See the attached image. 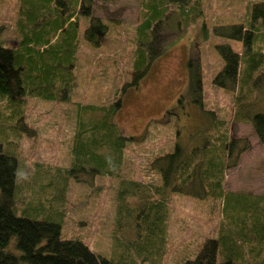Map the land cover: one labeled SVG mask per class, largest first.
<instances>
[{"label": "rangeland", "instance_id": "obj_1", "mask_svg": "<svg viewBox=\"0 0 264 264\" xmlns=\"http://www.w3.org/2000/svg\"><path fill=\"white\" fill-rule=\"evenodd\" d=\"M199 1L200 14L188 24L178 27L177 18L168 17L163 25L159 54L153 55L146 74L135 80L131 67L137 45L136 29L141 20V0H96L92 15L107 25L108 32L95 46L84 36L89 18L79 19L71 98L66 102H53L27 94L24 122L34 133L22 130L17 107H6L9 99L0 95V144L5 153L11 154L18 145L14 215L55 223L60 226L61 239L78 240L113 264H183L197 256L206 239H218L220 235L225 241L220 244L218 262L256 264L251 260L264 264V242L261 232L254 231L258 227H253L264 222V199L256 201V197H264V144L257 141L249 124L232 121L233 115L237 116L234 111L236 90L212 84L223 68L216 46L229 45L241 54L243 42L229 39V28L236 24L250 27L252 7L264 0ZM20 3V0H0V46L12 49L14 45L12 27ZM259 26V32L264 33V23ZM252 52H264L263 34L254 42ZM191 57L198 59L201 66L203 109L191 103L192 94H186L187 62ZM261 66L263 69L254 77L259 78L255 80L256 87L249 93L244 91L245 104L252 102L245 115L264 114V62ZM181 95L184 98L178 104ZM117 99L122 106L114 122L124 137L134 139L124 150L119 178L85 176L81 183L71 178L66 191L61 193L63 198L54 202L49 198L51 190L43 191L47 186L40 189L39 183L32 182L37 172L27 174V171L34 164L68 167L76 125L75 106L109 107ZM202 110L213 111L216 121L231 123L230 137L244 139L249 145V149L240 154L236 167L227 168L224 177L225 191L250 197L239 203L235 211L242 215L244 226L253 228V238L249 239L248 234L245 245L234 243L228 233H237L238 223H225L227 228L219 223L223 220L219 200L196 199L172 191H168L169 201L162 209L165 216H158L165 223L164 229L151 235L140 225L142 215L152 220L156 218L153 211L158 206L155 188L161 182L148 167L150 159L172 152L175 146L189 151L199 145L194 136L199 129L208 126L207 115ZM10 111L13 117H9ZM93 117L100 119L101 115ZM88 118H92V114ZM26 174L32 179L30 182ZM132 182L141 184L143 190L139 196L126 195L119 202L120 191L129 189ZM10 243L14 247V239ZM249 246H252L251 251Z\"/></svg>", "mask_w": 264, "mask_h": 264}, {"label": "trees", "instance_id": "obj_2", "mask_svg": "<svg viewBox=\"0 0 264 264\" xmlns=\"http://www.w3.org/2000/svg\"><path fill=\"white\" fill-rule=\"evenodd\" d=\"M95 1L20 0L17 19L12 27L14 45L12 49L0 46V95L8 97L6 107H17L16 112L20 113L18 121L27 134L34 133L24 122L27 94L53 102H66L71 98L79 19L89 18L90 23L84 30V36L87 42L95 46L99 45V39L108 32L107 25L92 15ZM140 3L141 20L136 29L137 45L131 67L135 80L146 74L153 55L159 54L164 38L163 25L168 19L177 18L179 27L200 14L199 0H141ZM250 19V27L232 25L227 34L229 39L243 42L244 51L241 54L234 52L229 45L216 46L223 59V68L213 78L212 84L236 90L234 111L237 116L233 115L232 121L249 124L257 141L264 144V114L249 116L244 113L252 104L251 101L248 105L245 104V92L249 93L251 88L256 87L255 80L259 78H254L255 74L263 69L261 65L264 62V52H252V48L258 36L264 35L259 32V24L264 23V3L252 7ZM191 58L187 62L189 74L186 94H192L191 103L203 109L201 66L198 59ZM183 98L184 95H181L177 100L178 104H181ZM121 106L120 99L109 107L76 105V125L69 152L71 164L68 167L34 164L27 171V174L37 172L32 182L39 183L40 189L47 186L43 191L51 190L49 198L54 202H60L63 198L61 193L66 191L71 178L79 183L84 182L82 177L85 176L119 178L124 150L134 141L133 138L124 137L114 122ZM202 111L207 115L208 126L195 134L194 141L200 142L198 146L189 151L175 146L172 152L150 159L148 167L159 176L161 182L155 188L158 206H153V209L156 208L153 211L156 218L152 220L142 215L139 217L140 225L150 231L151 235L159 233L160 228L164 229L165 223L158 216H165L162 209L169 201L168 191H172L196 199L219 200L223 219L219 223L222 222V227H225V223H238L237 233H228L234 243L245 245L248 234L249 239L253 238V228L244 226L242 215L239 216L235 211L239 203H244L250 197L243 193L225 191L224 177L227 168L236 167L240 154L247 151L249 145L244 139L230 137L231 123L216 121L213 111ZM90 114L92 118H88ZM95 114H100L101 118L95 119ZM13 116L12 111L9 117ZM17 148L18 145L12 149L13 154L7 151L5 153L0 144V264H113L91 252L78 240L61 239L60 226L55 223L14 215L19 164L15 158ZM27 174L26 178L30 182L32 179ZM142 190L141 184L132 182L129 189L123 188L120 191L119 202L126 195L139 196ZM256 198V201L264 199ZM253 227L259 228H254V231L261 232L264 242V222L261 225L254 224ZM12 239L14 247L10 243ZM150 240L149 238L148 243ZM224 241L225 238L221 235L218 239H206L197 256L183 264H234L231 260L218 262L219 247ZM251 247L249 246V251ZM250 262L263 264V261Z\"/></svg>", "mask_w": 264, "mask_h": 264}]
</instances>
